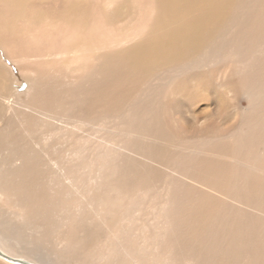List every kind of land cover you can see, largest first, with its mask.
<instances>
[{"label": "rangeland", "instance_id": "374dc122", "mask_svg": "<svg viewBox=\"0 0 264 264\" xmlns=\"http://www.w3.org/2000/svg\"><path fill=\"white\" fill-rule=\"evenodd\" d=\"M216 1L221 4L227 0ZM162 3L163 0H26L22 8L16 9L17 19L9 25L7 11L0 5V35H5L3 40L0 36V94L8 99V104H1L0 113V240L5 245H16L20 252L45 264H169L171 258L172 264H208L204 255L211 249L210 242L226 245L228 236L233 239L238 227L248 229L244 238L253 244H264V183L262 193L252 187L258 166L261 169L257 176L264 179V166L260 165L264 148L256 146L259 155L253 158V147L242 145L243 138L250 134L247 124L253 120L255 123L259 115L264 122V0H232L231 18L223 31L215 39L201 42L206 51L200 54V64H193L195 56L192 63L176 66V70H167L162 62L164 68L136 86L128 72L120 75L113 68L120 57L125 63L126 49L133 44L152 52L138 41L152 28ZM195 36L199 39V35ZM190 72L204 75L205 83H211V87L214 83L224 84V95L231 84L241 87V99L232 102L240 106L239 116L228 117L224 111L205 122L197 112L199 107L210 97L209 92L219 97L222 93L217 86L206 91L196 89L202 83L190 82L186 89L195 98L187 100L188 108L179 106L173 91ZM113 101L117 106L124 103L122 113L117 108L108 110ZM144 108L147 115L138 116L153 122L162 135L146 138L147 127L137 116ZM189 109L197 112V124L187 118ZM138 122L140 134L146 138L143 144L150 148L166 145L164 155L133 151L130 140ZM116 128L126 129V136L109 137ZM221 143L231 147V153L216 154ZM103 144L115 148L114 159L95 157L101 155ZM238 144L241 150L234 153ZM22 156L29 165L44 172L34 176L31 190H23L21 196L50 190L56 201L48 218L30 217L20 208V200L12 197L23 188L18 183L20 176L9 169L18 168L23 163ZM218 157L229 160L231 178L225 189L210 190L223 205L215 206L217 213L203 215L204 229L195 233L202 237V244L193 245L189 236L194 231V211L200 213L204 206L199 199L203 191L191 186L192 197L186 202L178 192L185 190L199 160ZM68 174L72 179L66 178ZM113 187L126 201L123 208L112 207L110 219L105 221L106 212L92 208L100 209L98 204L107 200L111 203L103 193H111ZM255 193L260 194L258 198ZM74 200L75 210L70 207ZM176 206L186 207L189 214L177 215ZM127 213L139 224L119 228L120 237L114 238V232L111 235L107 228L116 231L117 226H123ZM88 224L98 226L91 241L90 232L84 229ZM138 226L147 228V232L143 231L145 238L141 231L146 228L140 230V235L139 230L131 234L130 230ZM134 234L137 239H146L142 242L149 252L142 245L139 251L130 247ZM183 248L189 256L181 251ZM250 255L242 253L237 259L246 264L247 259L254 260ZM146 258L151 260L146 262Z\"/></svg>", "mask_w": 264, "mask_h": 264}, {"label": "bare ground", "instance_id": "6f19581e", "mask_svg": "<svg viewBox=\"0 0 264 264\" xmlns=\"http://www.w3.org/2000/svg\"><path fill=\"white\" fill-rule=\"evenodd\" d=\"M231 1L232 0H227L226 2H223L220 4L216 0H163L162 7H158V15L155 17V21H154L152 28L147 33L142 32V33H144V35L141 36L140 40L138 41V43L140 45L152 50V52L146 51V50H141L133 44V45H131V47L126 49L127 58H126L125 63H127V64H125L122 61V58L120 57L119 64L117 63L118 66L114 65L113 71H117L118 74H120V75L128 72V76L135 79L134 85L137 86L138 82H143L144 79L148 75L164 68L165 65L167 67V70H176V69H178V68H176V66H181L183 64L187 65V64H189L188 62L192 63V59H193L192 57L193 56H195V60H194L193 64H197V63L200 64L201 63V61L199 59L200 54H202L203 52L206 51L203 48L201 42L208 41L209 39H215V36L219 35L223 31V29L225 28V26L227 25V23L230 21V18H231V6H232ZM25 2H26V0H0V5L7 11L6 23H8V25L13 23L17 19L16 9L22 8L23 5L25 4ZM4 22H5V20H4ZM5 24H4V26H5ZM6 27H7V25H6ZM3 35H4L3 33L0 35L3 37L2 40L4 39V36H5V35L4 36ZM195 35H199V39H197V37ZM183 45H187L188 47L186 48ZM162 62H164L165 65ZM113 74H115V73L113 72ZM118 74H116V75H118ZM190 82L195 83V85H197V83H202V85L200 84V86L196 87V89L199 88L202 91H206L211 87V83L206 84L205 80H204V75H200L199 73L190 72L189 75H186L185 77H183L181 79L179 85H177V87L174 89L173 94L177 98V101L180 102L179 106H182L185 108H188L187 100H190L192 97L195 98V95H193L191 92L189 93L186 89V87L189 85ZM214 86H217L220 89L221 93H222V89L225 87V85L221 84V83H214L213 87ZM213 87H211V88H213ZM240 88L236 85L232 86V84H231L230 87H227V89L225 90L226 95H224L222 93L221 97L211 96V92H209L210 97L206 98L205 102H203V105L201 107H199V109L197 111L198 114H202V117H203L205 122H207L208 119L210 120V118L213 117V114L221 115L224 111L228 112V114H227L228 117L239 116L240 106L239 105H233L232 102L233 101L238 102L241 99L242 91ZM120 96H123V95H120ZM129 98H131V97H129ZM92 99L95 100L96 97H95V99L94 98H92ZM7 100L8 99H7L6 95L0 94V106H1L0 113L3 111V107L1 104L2 103L8 104ZM71 101L73 102V100H71ZM56 102L58 104H60L62 101H56ZM53 104L54 103L51 102V105H53ZM121 104L124 105V103H121ZM121 104L117 106V104L113 101L109 104L111 106L108 108V110L117 108V110H120L119 113H122L121 112V109H122ZM90 105H91V102H90ZM193 111H191L190 109L186 110V114H187V118L189 117V118L193 119V125H194V124H197L196 120H197L198 114H197V112L193 113ZM138 114L146 116L147 115L146 114V108L142 109L141 111H138L137 116H138ZM116 115L117 114H115L114 116H116ZM52 116L51 117L53 119H58L57 116H54V115H52ZM263 117H264V115H263ZM128 119H129V117L127 118V120ZM253 121H252V124L251 123L247 124V126L250 129V134L247 137L243 138L242 145H245V144L251 145L253 147V153H252L253 158L254 157L256 158L259 155V153L256 149V146L262 145L264 148V122L262 120L261 115H259V117L257 118L255 123H253ZM139 122L145 124L146 125L145 127H147V132H146V138L147 139H152L155 136H158L159 134H161L160 131H157V128H155L153 122L151 121L152 123H149L148 120H145L143 118V116H141ZM139 122L136 123L135 132L133 133L132 138L130 140L133 151L137 154L138 153H146L149 155L150 154L151 155H154V154L155 155H164L163 151L166 150V148H167L166 145H164L165 147H156V148L152 147V148H150V147L143 144L142 141H143V139H146V138H143V136L140 134V132L142 133V130L140 129ZM92 125L94 126V123H92ZM162 133H163V131H162ZM111 134H112V136H109V137H124V136H126V129L116 128V130ZM158 139H157V142H159ZM143 145L145 147H143ZM240 145L241 144H238V147H237V149L235 148L234 153L240 152V150H241V148L239 147ZM219 151H223L224 153H228V152L231 153V147L221 143L220 147H218L216 149V154ZM100 153H101V155H95V157L96 158L101 157L102 159L106 160V159H109V157L111 156V159H114L115 148L110 147L107 144L106 145L103 144V149L100 150ZM21 158L23 159V163L18 168H14L13 166H11L10 169L8 168L9 170H12V173H17L20 176L18 183H21L22 188H23V189H21V192L19 195L13 194L12 197L14 199L20 200V202H21L19 204L20 208H22L26 212V214L29 215L30 217L44 216V218H48V216L51 215V213L49 212L50 207L55 206V203H53V202L56 201V195H53L50 192V190H49V192H47L46 188H44V189L39 188L40 190H45L46 193H42L38 190L37 192H32V194L21 196V193L23 192V190L26 189L27 192H29V190H31V183L34 181V176L37 173L44 172L41 168H37L36 166L29 165L27 160L24 158V156H22ZM93 159L95 160V158H93ZM102 159H99V160H102ZM96 160H98V159H96ZM122 163H124V162H122ZM260 165L262 167L264 166V160L262 158H261ZM231 166L232 165L230 164L229 160H226L225 158L218 157V158H215L212 160L203 158L202 160L198 161V166L196 167V170H192L190 172L189 177H188L189 182L187 181L188 185L185 187V190L181 194H179L180 191L178 192L179 197H183L184 201L186 202L187 200L190 201V198L192 197L191 196V193H192L191 186H193L196 189H200L201 191H203V192H201V197L199 199H200V203H202L201 205H204V206H202V211L200 213L194 211L195 217H194L193 222H192L194 231H193L192 235L189 234L190 235L189 239L191 240L193 245L202 244V243H199V241L202 240L201 239L202 237H196L195 233L197 231H201L202 229H204V223L203 222L205 221V218L203 217V215L208 216V214L211 215V214L217 213V210H219V209L215 208V206L216 205H223V204L219 203V201L210 193V190L221 191V189L226 188L228 180H230V178H231V176H230ZM110 168H112V167H110ZM129 168H128V170H129ZM260 169H261V167L258 166L256 168V170L254 171L255 173H253V177H252V187H253V189L255 188L256 191H260L261 186L264 183V179L257 176L260 173V172H258ZM9 170H8V172H5V173H9ZM126 170L127 169L125 167V171ZM131 170H134V168H132ZM131 170H130V172H132ZM142 170H144V169H142ZM123 171L124 170H122V173H123ZM136 171L137 170H135L132 173H135ZM148 171H151V170H148ZM153 171H154V169H153ZM130 172H129V174H130ZM137 172L135 174H137ZM112 173H113L112 176L115 175L114 171ZM122 173H121V175H122ZM146 173H147V171H145L144 174H146ZM123 174H125V173H123ZM131 175L132 174H130L129 177H131ZM151 175H154V174H151ZM105 176H106V174H105ZM134 176L135 175L133 174V178H135ZM118 177H116V178H118ZM148 177H149V175H148ZM66 178L72 179V175L68 174V177H66ZM121 179H122V176H121ZM126 179L127 178H125V180ZM78 180L79 179L76 177L75 182H77ZM150 180H151V178H150ZM111 181H112V179H111ZM128 181L129 180H127L126 182H128ZM122 182H124V180ZM121 187H123V186H121ZM193 195H194V193H193ZM195 195H197V194H195ZM259 195L260 194L255 193L256 198H258ZM103 196H106L112 202L110 203L107 200L103 203L98 204L99 206H101V207L98 206L100 209L95 208V206L92 209L95 212H99L101 209H103V212H106V215H105L106 220L105 221H107L110 219L111 208L114 206H117V205H119L120 207L123 208L126 199H124L121 191L114 188V187H113V191L111 193H109L108 191H105L103 193ZM121 198H123V199H121ZM99 201L101 202V199H99ZM178 201H180V200H178ZM180 202L182 203V201H180ZM93 204H94V202H93ZM74 206H75V200H74V205L70 206V207H73L75 210ZM194 206H195V204H194ZM174 209L176 210V214L177 215L180 214L182 217L189 214L188 210H186V207L176 206ZM77 212H78V210H77ZM153 213H152V215H153ZM0 215H2V214L0 213ZM73 216L75 217V215H73ZM127 217H130V218H127ZM127 217L122 219V225L123 226H117L116 231L113 228H107V230L110 234H111V232H114V235H115L114 238H116L117 236L120 237V235H118V234L121 231V229H119V228L123 229V228L128 227V226H134L137 223V221H135L136 218L133 219L132 215L130 213H127ZM188 218H189V216H188ZM140 219H137V220H140ZM153 219H154V216H153ZM190 219H191V217H190ZM142 221H143V219H142ZM186 221H187V217H186ZM87 223H89V222H87ZM140 223H141V221H140ZM89 224L86 225L84 227V229L86 231L90 232V235L88 237H89V240L91 241L94 239L92 237V234L94 233V231L97 230L98 226L96 228V227H93ZM138 224L139 223H137L136 225H138ZM142 225H144V223ZM142 228H146V227L143 226ZM142 228L139 227V229L138 228L135 229L133 227L130 230L131 234H133L132 230L133 231L135 230L136 233L139 230L138 231L139 235L141 232L143 235L145 233L143 231L146 230V232H147V228L143 229L140 232V230ZM240 230H242V232ZM155 232H157V231H155ZM15 234H16V232H14V236H16ZM245 234H248V229H246V227H244V226L240 227V228L238 227V229L233 233V236H232L233 239L230 238L231 235L228 236L226 245H223V244L215 245V242H210V245H211L210 248L211 249L208 250V253L205 252V255L203 253L204 251L201 253L205 256V258L203 256L204 260L209 261L208 264H241L242 262L237 259V256L242 254V253H246V254H251L250 256L254 257V260H250V262H247L248 261V259H247V261H245L246 264H264V262H263V260H264V244L258 247L257 245L253 244L251 240L246 239V237L244 238ZM252 235H256V234L252 233ZM145 236L146 235L144 234V238H145ZM184 236H186V235H184ZM132 237H133V235H132ZM132 237H130L131 238L130 243H128V244H130V247L131 246L133 247L132 248L133 250L139 251L140 249H142L141 245L143 246V243H144L142 241L143 240L146 241V239L142 240L143 236L141 239H140L141 236H139L138 239H137L136 235H135V237H133V239H132ZM229 238L231 240H229ZM148 239H150V238H148ZM187 239H188V237H187ZM139 240H141V241H139ZM107 241H108V239H107ZM184 241L185 240H183V242ZM257 241H259V240H257ZM149 242H148V244H149ZM187 243H189V245H190V242H187ZM109 244L110 243H108V245ZM111 244H114V243H111ZM137 244H138V246H137ZM182 244H181V246H182ZM134 247H136V248L138 247V248L135 249ZM147 247H145L146 250H147ZM145 248L143 246V249H145ZM191 248H193V247H191ZM258 248H259V250H258ZM149 249H151V248H149ZM115 250L117 251V249H115ZM146 250H143V251H146ZM200 250H202V249H200ZM0 251H1V253H0V264H45L44 262L37 260L36 258H34L32 255H30L28 253L20 252L16 248V245H8L7 246L1 240H0ZM181 251L185 254V256L190 255L187 253L186 248H183ZM147 252H149V251L147 250ZM107 253H109V252H107ZM146 256H148V255H146ZM181 256H183V255H181ZM154 259H155V257H154ZM149 260H151V258ZM149 260H147V258H146V262ZM173 261L174 260L171 258V262H173ZM177 261H180V260H177ZM151 262L152 261H150V263ZM155 263L157 264V262H155ZM178 263H181V262H178ZM204 264H207V262Z\"/></svg>", "mask_w": 264, "mask_h": 264}, {"label": "water", "instance_id": "95a60500", "mask_svg": "<svg viewBox=\"0 0 264 264\" xmlns=\"http://www.w3.org/2000/svg\"><path fill=\"white\" fill-rule=\"evenodd\" d=\"M0 253H1V251H0ZM23 262V261H22Z\"/></svg>", "mask_w": 264, "mask_h": 264}]
</instances>
